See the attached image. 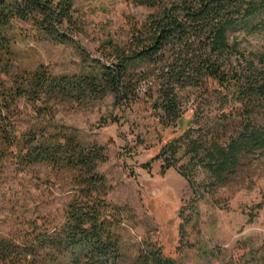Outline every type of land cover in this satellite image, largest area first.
I'll return each mask as SVG.
<instances>
[{
    "label": "trees",
    "instance_id": "obj_1",
    "mask_svg": "<svg viewBox=\"0 0 264 264\" xmlns=\"http://www.w3.org/2000/svg\"><path fill=\"white\" fill-rule=\"evenodd\" d=\"M77 1L0 0V72L7 74L15 59L14 21L33 22L59 44L74 43ZM126 1L153 12L132 27L129 43H109L111 63L90 60L85 71L72 76H54L40 67L0 89V154L10 153L21 171L38 164L69 171L74 189L58 227L49 230L33 222L17 237L0 234V264H175L149 241L133 257L124 252L116 232L119 208L106 202V179L98 172L106 161L104 149L49 132L51 125L19 131L18 100L48 123L54 120V106L66 102L81 105L111 95L116 106L125 108L138 98V82L146 76L134 69L148 65L159 85L156 98L151 92L147 98L168 127L181 118L177 92L204 86L208 91L211 83L213 93L223 94L224 102L230 97L239 109L222 113L213 129L187 130L154 159L163 161L162 173L176 168L187 181L196 215L197 202L225 186L245 159L264 154V52L245 53L239 40L264 34V0ZM183 159L187 163L180 165ZM151 164L143 168L149 171Z\"/></svg>",
    "mask_w": 264,
    "mask_h": 264
},
{
    "label": "rangeland",
    "instance_id": "obj_2",
    "mask_svg": "<svg viewBox=\"0 0 264 264\" xmlns=\"http://www.w3.org/2000/svg\"><path fill=\"white\" fill-rule=\"evenodd\" d=\"M74 9L71 44L53 41L31 21L13 22L15 59L7 74L0 72V89H9L15 77L40 67L54 76H72L85 71L90 60L111 63L109 43H129L132 27L153 12L126 0H79ZM239 40L245 53L264 52V34ZM134 73L146 76L138 82V98L125 108L116 106L111 95L81 105L66 102L54 106V120L48 123L37 120L30 105L18 100L19 131L51 125L49 132L73 135L85 146L104 149L106 161L98 172L106 179V202L119 208L116 232L128 256L149 241L175 264H264V154L245 159L225 186L197 202V215L187 181L176 168L162 173L163 161L154 160L162 147L187 130L213 129L222 113L239 106L230 97L222 101L223 94L213 93L211 83L208 91L205 86L185 88L177 92L181 118L166 127L162 113L155 112L147 98L150 92L157 96L156 73L148 65ZM0 155V234L17 237L33 222L49 230L61 225L74 193L71 172L47 164L21 171L10 153ZM185 163L187 159L180 165ZM196 179H202L199 172Z\"/></svg>",
    "mask_w": 264,
    "mask_h": 264
}]
</instances>
